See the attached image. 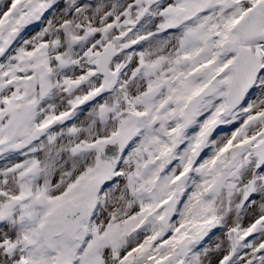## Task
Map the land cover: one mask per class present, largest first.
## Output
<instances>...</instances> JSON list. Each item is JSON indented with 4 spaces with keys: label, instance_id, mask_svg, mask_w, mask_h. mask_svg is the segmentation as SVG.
I'll return each instance as SVG.
<instances>
[{
    "label": "snow or ice",
    "instance_id": "1",
    "mask_svg": "<svg viewBox=\"0 0 264 264\" xmlns=\"http://www.w3.org/2000/svg\"><path fill=\"white\" fill-rule=\"evenodd\" d=\"M0 264H264V0H0Z\"/></svg>",
    "mask_w": 264,
    "mask_h": 264
}]
</instances>
